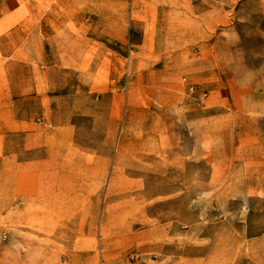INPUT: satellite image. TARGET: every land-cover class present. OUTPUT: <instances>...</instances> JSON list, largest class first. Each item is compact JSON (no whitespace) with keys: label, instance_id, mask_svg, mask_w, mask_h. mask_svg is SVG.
I'll return each instance as SVG.
<instances>
[{"label":"rangeland","instance_id":"obj_1","mask_svg":"<svg viewBox=\"0 0 264 264\" xmlns=\"http://www.w3.org/2000/svg\"><path fill=\"white\" fill-rule=\"evenodd\" d=\"M193 1L170 54L135 33L121 90L82 96L0 0V264H264V0Z\"/></svg>","mask_w":264,"mask_h":264},{"label":"crops","instance_id":"obj_2","mask_svg":"<svg viewBox=\"0 0 264 264\" xmlns=\"http://www.w3.org/2000/svg\"><path fill=\"white\" fill-rule=\"evenodd\" d=\"M19 1L13 11L12 33L17 39L27 25L28 71L35 72L39 62H46L40 73L57 91L63 89L62 81L73 79L78 87L92 83L90 90H82V96L121 90L119 75L103 72L106 66L116 72L115 60L127 55L135 33L142 34L140 57L157 49L170 54L185 38L180 34L186 33L181 18L196 13L192 0ZM18 66L12 65L13 73ZM102 75L110 77L106 88Z\"/></svg>","mask_w":264,"mask_h":264}]
</instances>
